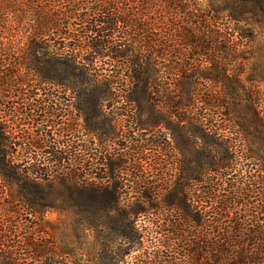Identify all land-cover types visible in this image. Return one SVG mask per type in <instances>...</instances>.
Instances as JSON below:
<instances>
[{
    "label": "trees",
    "instance_id": "16d2710c",
    "mask_svg": "<svg viewBox=\"0 0 264 264\" xmlns=\"http://www.w3.org/2000/svg\"><path fill=\"white\" fill-rule=\"evenodd\" d=\"M192 1L0 0V264H77L71 255H77L78 250L88 251L83 244L89 243L87 236L94 230L113 231L128 242L126 250L120 251V258L129 253L135 242L136 213L151 209L157 210L153 231L158 233L161 246L172 252L164 256L161 249L157 258L153 256L154 264H171L186 257L194 261L200 257L202 261L207 253L208 264H253L264 258V228L246 226L240 216L229 217L240 198V189L243 190L227 178L236 160L231 148L235 141L230 137L224 136L223 154L208 166L215 173L197 185L196 193L186 189L187 184H178L167 197H158V204L150 201L155 196L144 193L141 203L146 206L135 209L131 202L124 206L119 192L123 181L95 177L104 170V154L96 155L94 162H82L69 169L61 160L68 153L74 158L78 154L74 148L60 147L59 140L46 128L43 103L64 99L51 88L62 81L76 83L84 96L102 98L114 93L112 85L120 79L119 71L97 80L93 58L107 52L122 54V49L112 42L116 33L146 32L152 28L135 25L131 20L124 28L125 15L117 8L127 3L141 9L164 7L168 12V17L156 20L159 23L155 28L161 31L157 39L139 37L137 50L146 53L141 56L137 51L141 57L134 58L135 64L144 60L156 77L164 69L173 73L176 80L182 73L193 77V69L203 70L201 66L209 62L228 79L231 64L241 58L242 62H237L241 65L249 57L243 52L253 35L249 22L254 11L252 0H219L218 4L217 0H209L208 11L197 10ZM261 11L264 13V6ZM220 18L232 22V26L218 21L216 29H210L209 22ZM195 22L200 27H192ZM220 39L222 57H210L201 51L212 42L218 44ZM198 56L201 58L197 60ZM239 72L233 75L235 85L240 81ZM151 79L142 77L146 83ZM175 98L176 108L186 105L177 99L179 93ZM247 106L258 132L254 142L257 149L264 151V119L255 103ZM87 115L90 118L98 113ZM192 122L196 126L203 124L197 116H192ZM249 135L243 134L241 140L248 143ZM85 150L93 154L90 149ZM239 152L238 157L245 160L255 159L258 153L250 146ZM106 163L108 172L115 175L121 161L108 157ZM218 180L221 183L217 185ZM260 184L264 181L254 180L256 189ZM209 201H214L217 209L213 216L204 210ZM51 210L62 216L59 223H48L45 213ZM224 217L229 218V224L218 228ZM48 225L61 239L60 246L47 237ZM104 237L103 248L110 240L108 235Z\"/></svg>",
    "mask_w": 264,
    "mask_h": 264
},
{
    "label": "rangeland",
    "instance_id": "374dc122",
    "mask_svg": "<svg viewBox=\"0 0 264 264\" xmlns=\"http://www.w3.org/2000/svg\"><path fill=\"white\" fill-rule=\"evenodd\" d=\"M218 3L219 0L215 2ZM127 4L117 8L125 15L124 28L125 23L130 20L137 23L135 25H148L152 28L146 32L116 33L112 42L118 49H122V54L107 52L102 56L97 54L93 58L97 80L102 81L108 74L119 71L120 79L112 85L114 93L102 98L84 96L76 83L68 81L50 86L68 100L43 103L46 128L59 140L60 147L70 150L74 148L78 154L74 158L68 153L61 163L70 169L82 162H94L96 155L104 154V170L95 177L123 181L124 186L119 192L124 198V206L131 202L132 208L138 209L140 206H146L141 203L144 193L155 196L150 201L156 204L158 197H167L178 184H187L186 189L191 188L196 193L199 188L197 185L215 173L209 170L208 166L223 154L222 139L228 136L235 141L231 148L233 152L235 150L236 160L228 170L227 178L229 181H235L239 189L243 188L240 189V198L231 209L229 217L240 216L246 226L264 228V184L258 187L259 192L253 185L254 180L264 181V151L257 149L254 142L258 132L247 106L249 102L255 103L259 115L264 119V13L261 11L264 0L251 2L254 11L249 17V22L253 35L246 41L248 45L243 52L249 57L241 65L237 63L242 62L241 58L231 64L227 71L228 79L222 77L221 72H217L218 67L209 62L201 66L203 70L193 69V77L188 78L182 73L178 74L176 80L173 73L164 69L156 77L144 60L139 59L140 62L135 64L134 58L146 53L144 50H137L139 37L157 39L161 31L155 28L159 23L156 20L159 21L163 16L168 17V12L164 7L141 9ZM192 5L197 10H210L209 0H194ZM85 9L92 11L89 7ZM218 21L232 26V22L220 18L209 22L210 29H216ZM200 24L202 26V23ZM191 26L200 27L196 22L191 23ZM219 41L218 44L212 42L211 46L201 48V51L210 57H222L223 52L218 46L222 39ZM137 51L141 56L136 54ZM194 53L195 49H192V54ZM199 58L201 56H198L197 60ZM238 72L240 81L235 85L232 82L233 75ZM201 73L211 76L203 78L199 76ZM130 74L136 76L130 78ZM143 76H151L152 79L146 83L142 80ZM135 77H138V80ZM178 93L180 98L177 99L186 105L176 108L173 100ZM92 111H96L98 116L92 115L89 118L87 113ZM192 116L200 117L203 124L194 125ZM245 133L250 134L248 143L241 140ZM249 146L258 152L255 159L239 158V151ZM87 148L93 154L86 153ZM108 157L121 161L115 175L106 169L105 162ZM256 174L260 177L256 178ZM218 182L217 185L221 183L219 180ZM1 184L0 180V186ZM218 187L221 188V185ZM206 209L209 216H213L217 210L214 201H209L208 205L204 206V210ZM156 212L157 210L151 209L148 212L136 213L135 242L129 253L123 254L122 257L120 255L119 258V254L122 249L126 250L127 241L116 236L113 231L94 230L87 236L89 243L83 244L88 247V251L79 253L78 250V254L74 257L71 255V258L75 259L77 264H154L153 256L157 258L156 254L161 249L164 256L172 253L161 246L158 233L153 231L157 225ZM45 217L48 223H59L62 216L58 211L51 210L45 213ZM228 220L229 218L224 217L217 227L227 226ZM47 230L51 243L60 246L61 239L53 233L54 229L48 225ZM56 232L59 234L58 230ZM105 235H108L110 240L107 242L108 246L103 248ZM208 256L207 253L202 261L200 257L196 261L191 257L181 258L171 264H208ZM253 264H264V258L259 263L255 260Z\"/></svg>",
    "mask_w": 264,
    "mask_h": 264
},
{
    "label": "flooded vegetation",
    "instance_id": "af4514ba",
    "mask_svg": "<svg viewBox=\"0 0 264 264\" xmlns=\"http://www.w3.org/2000/svg\"><path fill=\"white\" fill-rule=\"evenodd\" d=\"M66 100H68V99H66Z\"/></svg>",
    "mask_w": 264,
    "mask_h": 264
}]
</instances>
